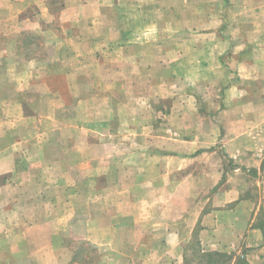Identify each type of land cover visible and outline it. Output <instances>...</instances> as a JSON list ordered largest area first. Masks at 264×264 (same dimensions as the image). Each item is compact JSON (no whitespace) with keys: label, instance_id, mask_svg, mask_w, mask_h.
Listing matches in <instances>:
<instances>
[{"label":"crops","instance_id":"1","mask_svg":"<svg viewBox=\"0 0 264 264\" xmlns=\"http://www.w3.org/2000/svg\"><path fill=\"white\" fill-rule=\"evenodd\" d=\"M80 168L85 200L29 213L31 179L41 203ZM0 220V264H183L194 239L264 264V0H0Z\"/></svg>","mask_w":264,"mask_h":264},{"label":"rangeland","instance_id":"2","mask_svg":"<svg viewBox=\"0 0 264 264\" xmlns=\"http://www.w3.org/2000/svg\"><path fill=\"white\" fill-rule=\"evenodd\" d=\"M32 134L34 135L33 137H36L37 139H39L38 133H32ZM127 140H128V138H127ZM123 154H124V152H123ZM37 155L46 156L48 159L54 160V157H55L54 147L46 146V148L41 149L40 153ZM124 158H125V154H124ZM48 162H49V160H48ZM118 162H119V159H116V161L114 163H112L109 166H105L104 169L106 171H109V173H113V167L112 166H114V165L118 166ZM120 165L126 171H123L121 173L120 179L117 181L114 178H111V179H113V180L109 181L110 183L113 184L111 187H113L115 185L117 187L118 184L119 185L129 184V180L122 179L121 177L123 175H126L127 173L130 176L133 175V173L129 171V166H127L123 161H121ZM23 167L26 168V165H23ZM38 168H39V166H38ZM38 168L35 172L38 171ZM68 168H69V166H68ZM68 174H69L68 176H70V177L72 176L73 179L66 177L65 174L56 180L55 179L50 180V177H49V179L47 181V183H48V195H47V198L44 197L43 200L41 199L43 201L41 203H39V201H38V199H40V197L37 196V193H38L37 187L40 185H38L36 181L31 179V181L28 183V193L25 196V200H23V201H25V203L26 202L28 203L27 208H28L29 213H31V212L35 211L37 208H39L42 211V216L47 215L46 211H48V214H50L51 210L53 212L52 216H54V214L57 213L55 210L56 207L59 205L70 204L71 198L74 201L73 203H78V202H82V200H85L86 197H80L79 195H76V194L73 195V197H72V195H70L69 193L71 192L72 189L75 190V187L79 188L78 192H80V193L83 192L84 189H80V188L87 183V180H86L87 170L81 169V168L77 169V170L73 169L72 172H70ZM98 182L99 181H96V183H98ZM132 190H134V189H132ZM143 190H144V188H143ZM129 198L132 201L134 199V197L132 196V197H127V200ZM136 198H140V196L138 195V196H136ZM142 198L145 199L147 197H142ZM115 200H116V197H115ZM112 202H115V201H112ZM159 203H164V202H159ZM8 206H10V205L8 204ZM258 217L260 218L259 215H258ZM16 229L18 230L19 228L17 226L13 227L11 225L8 227H5L4 222H2L0 220V256L5 257V258L8 257V255H9L8 249L6 248L5 245L2 246L3 238H5L7 235H10L9 233H11V232H19L20 233V231H16ZM11 236H14V235H11ZM125 236H126V239H128V240H134L135 239L134 232L132 230L129 231V229H126ZM12 246H14V247L17 246V243H13ZM19 246H23L26 252L27 251L30 252V250L26 247L27 246L26 243L23 245H19ZM128 246H129V244H128ZM12 249L15 250V248H13V247H12ZM232 251H235V250H232ZM138 253H139V250H137V253L134 256V259L132 261H130L129 258L125 257V258L116 259V260H118L116 262L120 263V264H156V263L160 264L159 262L154 263V262H148L147 260L146 261L138 260V259H136ZM237 253H239V254L241 253L240 249ZM131 254H134V253L129 252V255H131ZM0 259H2V258H0ZM79 262H80L79 264H82L81 261H79ZM161 262H162V260H161ZM32 263H33V260H32Z\"/></svg>","mask_w":264,"mask_h":264},{"label":"trees","instance_id":"3","mask_svg":"<svg viewBox=\"0 0 264 264\" xmlns=\"http://www.w3.org/2000/svg\"><path fill=\"white\" fill-rule=\"evenodd\" d=\"M91 251H95L91 249ZM74 260H79L75 254ZM76 258V259H75ZM183 264H249L244 252L205 250L200 241L194 239L184 246Z\"/></svg>","mask_w":264,"mask_h":264}]
</instances>
